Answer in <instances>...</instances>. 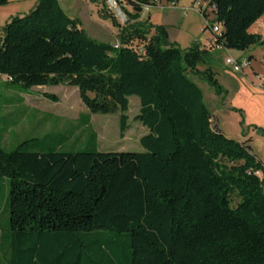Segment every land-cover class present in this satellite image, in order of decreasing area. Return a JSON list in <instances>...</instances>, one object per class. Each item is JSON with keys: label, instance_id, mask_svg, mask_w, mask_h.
<instances>
[{"label": "trees", "instance_id": "trees-1", "mask_svg": "<svg viewBox=\"0 0 264 264\" xmlns=\"http://www.w3.org/2000/svg\"><path fill=\"white\" fill-rule=\"evenodd\" d=\"M207 1L224 26L220 46L245 51L264 44V35L251 31L264 0ZM128 2L133 11L119 48L91 38L60 0H37L4 25L0 74L11 77L5 83L77 86L91 112L121 113L123 136L129 97L137 95L136 118L148 128L142 152L28 150L38 138L7 151L0 83L9 264H264V178L257 174L264 164L247 142L215 128L189 74L223 90L209 69L198 68L208 51L199 44L182 50L164 25L147 39L152 26L140 21L141 12L157 4ZM137 37L141 50L131 44Z\"/></svg>", "mask_w": 264, "mask_h": 264}, {"label": "rangeland", "instance_id": "rangeland-1", "mask_svg": "<svg viewBox=\"0 0 264 264\" xmlns=\"http://www.w3.org/2000/svg\"><path fill=\"white\" fill-rule=\"evenodd\" d=\"M77 1L62 0V5L68 14L81 19L83 28L91 38L110 42L117 35L121 41L122 29L130 22L129 14L123 18L117 17L116 23L111 14H101L102 0L88 2V8L82 5L80 13L76 14L72 4L80 6L81 3ZM11 3L17 6L14 15H22L34 8L36 1L12 0ZM7 21L5 10H0V36ZM140 21L152 26L146 34L147 39L155 33V26L164 25L170 40L182 50L199 44L201 50L208 51L206 60L198 68L203 71L209 69L223 90L217 92L210 81L204 80L199 73L189 74L203 90L215 125L229 137L247 142L264 164V44H256L245 51L210 44V39L215 36L196 11L194 0H179L173 6L164 0L160 5L147 6ZM259 26L260 23H257L254 27ZM131 44L142 47L143 42L137 37L133 38ZM243 54H252L251 57L256 58L254 65L244 72L233 71L226 64V58ZM0 83L1 145L7 151H14L24 141L33 138L42 139V142L30 146L28 150L46 146L72 152L92 149L101 152L144 151L140 138L148 132V128L136 118L140 111V98L137 95L129 97V126L123 136L120 131L121 113L91 112L82 102L77 86L24 88L19 84H7L4 79ZM46 93L56 95L58 101L46 97ZM9 195L10 182L4 178L0 180V264H9Z\"/></svg>", "mask_w": 264, "mask_h": 264}, {"label": "built area", "instance_id": "built-area-1", "mask_svg": "<svg viewBox=\"0 0 264 264\" xmlns=\"http://www.w3.org/2000/svg\"><path fill=\"white\" fill-rule=\"evenodd\" d=\"M157 5L164 0H153ZM166 1V0H165ZM168 5H175L177 1H166ZM196 11L201 14L204 18L206 25L211 28L212 33L214 34L215 38L210 39V44H214L219 46L218 44V37L222 35L224 30L223 23L216 21V6L209 5L207 0H194ZM103 8L107 14H111L115 18L117 17H124L128 15L129 12L133 11V6L128 2V0H103ZM129 20V18H128ZM113 48H119L122 46L120 40H115L112 42ZM137 50H141L142 47L137 48ZM226 64L235 72H244L245 70L252 68L253 66V58L250 55H240L236 57L229 56L226 58ZM4 79L5 81H10L11 77L8 75L0 74V80ZM257 174L264 178V174L260 171Z\"/></svg>", "mask_w": 264, "mask_h": 264}, {"label": "crops", "instance_id": "crops-1", "mask_svg": "<svg viewBox=\"0 0 264 264\" xmlns=\"http://www.w3.org/2000/svg\"><path fill=\"white\" fill-rule=\"evenodd\" d=\"M36 1V3H37V0H35ZM91 0H78L77 2H80L81 3V5L80 6H77V4L76 3H73L72 4V6L74 7V9H76L75 11V13L76 14H78V13H80V10L82 9V7L83 6H85L86 8H88V2H90ZM12 0H10V2H9V4H7V5H4V6H0V10H5V12H6V18H7V20H10L13 16H15L14 15V13H16V11H17V6L16 5H13L12 3ZM60 2H61V5H62V0H60ZM91 2H93V1H91ZM36 5V4H35ZM83 5V6H82ZM63 6V5H62ZM145 7H147V6H144L143 7V10H142V12H141V15H142V13H143V11H144V9H145ZM64 8V7H63ZM65 9V8H64ZM72 9V8H71ZM100 10V9H99ZM66 11V10H65ZM89 10L87 9V12H88ZM101 12V11H100ZM101 14L103 15V16H107L108 14L105 12V11H103V12H101ZM70 15V14H69ZM71 16V15H70ZM91 16V14L89 13V17ZM72 18H75L74 16H71ZM141 18V17H140ZM264 16L259 20V21H257V23H260V25L261 26H259V27H252L251 28V31H252V29L253 28H256V30H253L252 32H257V33H261L262 35H264ZM75 19H77L78 21H79V26L81 27V28H83V26H82V21H81V19L80 18H75ZM84 30H85V28H83ZM86 31V30H85ZM87 33V32H86ZM88 34V33H87ZM117 36V35H116ZM116 36H114V39L113 40H111L110 42H108V43H112L113 41H115V40H117L118 39V37H116ZM119 40V39H118ZM250 56H253L252 54L250 55ZM261 56H263V52L261 53ZM253 58V61L256 59V58H254V57H252ZM253 65H254V63H253Z\"/></svg>", "mask_w": 264, "mask_h": 264}, {"label": "water", "instance_id": "water-1", "mask_svg": "<svg viewBox=\"0 0 264 264\" xmlns=\"http://www.w3.org/2000/svg\"><path fill=\"white\" fill-rule=\"evenodd\" d=\"M218 127V125H215V128H217Z\"/></svg>", "mask_w": 264, "mask_h": 264}]
</instances>
